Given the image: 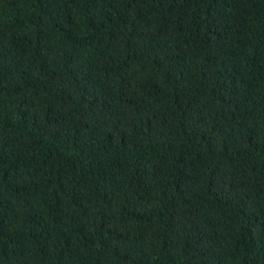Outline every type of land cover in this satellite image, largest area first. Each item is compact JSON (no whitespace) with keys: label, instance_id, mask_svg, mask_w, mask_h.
<instances>
[{"label":"trees","instance_id":"trees-1","mask_svg":"<svg viewBox=\"0 0 264 264\" xmlns=\"http://www.w3.org/2000/svg\"><path fill=\"white\" fill-rule=\"evenodd\" d=\"M0 264H264V0H0Z\"/></svg>","mask_w":264,"mask_h":264}]
</instances>
